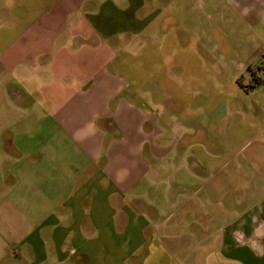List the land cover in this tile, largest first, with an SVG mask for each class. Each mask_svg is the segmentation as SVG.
Returning a JSON list of instances; mask_svg holds the SVG:
<instances>
[{"label": "crops", "instance_id": "1", "mask_svg": "<svg viewBox=\"0 0 264 264\" xmlns=\"http://www.w3.org/2000/svg\"><path fill=\"white\" fill-rule=\"evenodd\" d=\"M178 1L0 0V264H182L194 244L212 243L224 258L264 264V124L217 108L203 116L213 124L174 138L171 119L134 105L116 71L125 37L143 50L149 20L171 21ZM198 2L215 28L229 26L220 47L227 39L261 56L264 0ZM257 62L250 91L264 86ZM241 135L251 141L237 149ZM248 145L255 170L240 175ZM225 177L229 192L210 187ZM201 179L193 196H206L193 210L188 187Z\"/></svg>", "mask_w": 264, "mask_h": 264}, {"label": "rangeland", "instance_id": "2", "mask_svg": "<svg viewBox=\"0 0 264 264\" xmlns=\"http://www.w3.org/2000/svg\"><path fill=\"white\" fill-rule=\"evenodd\" d=\"M176 5V13L171 16V21L168 16L149 20L141 36L144 40L143 50H132V42L134 38L137 39V35L135 37L131 33L125 37V40L128 38L129 50L121 52L122 55L118 51L122 66L116 68V71L123 77L120 79L126 83L125 94L127 93L130 101L152 113L157 119H164L165 122L171 119L170 122L178 128L174 138L183 137L186 131L195 130L196 126L205 128L213 124L211 117L203 116L204 113L207 114L217 108L230 112L232 116L229 118L230 122L243 123L256 118L254 125L264 124V116L258 112V108L264 110V86L254 91L248 88V93L243 88L255 85L247 78L250 73L248 67L257 64L259 58L264 61V46L257 45L263 48L258 58L253 55L255 53L253 49L233 50V45L227 43L226 33V44L220 47L221 38L218 37V32H228L229 26L223 27L220 22L218 29L215 28L218 25L217 18L213 13L206 16L209 10L204 8L203 12L200 8L202 4L198 0H180ZM199 40L206 44L205 50L199 43L197 44ZM164 132H167V128ZM242 135L232 140L237 149L240 148L238 143H243V139L251 141L250 135L244 136L243 139ZM254 149V145L244 148L240 157L241 165L238 171L241 172L240 175L244 171L255 170L249 156ZM257 167L259 168V165ZM261 170L262 172L258 173L260 179L256 181L258 189H264V171ZM228 175L229 171H225L224 176ZM233 181L226 177L224 180H213L210 187L214 186L219 192H229L230 186L233 187L231 185ZM202 184H205L204 179L194 181L191 187H188L193 204H196L193 210L202 205L201 200L206 196L203 195L205 190L193 196V191L196 189L200 191ZM249 184L250 180L239 178L236 186L243 189L249 187ZM235 196L232 197L230 194L233 199ZM226 197L228 198L227 195ZM210 205L206 202L204 206L207 208ZM197 225L196 223L192 226V235L196 236L195 240H201L204 228ZM207 229L206 234H216V229L210 227ZM197 245L200 244H194L196 248H193L196 257L179 259L182 264H250L245 257L240 260L224 258L217 252L214 243L208 244V247L206 244L205 248L201 245L200 250Z\"/></svg>", "mask_w": 264, "mask_h": 264}, {"label": "trees", "instance_id": "3", "mask_svg": "<svg viewBox=\"0 0 264 264\" xmlns=\"http://www.w3.org/2000/svg\"><path fill=\"white\" fill-rule=\"evenodd\" d=\"M253 83H254L255 85H257V84L259 83V81L253 79ZM238 84L240 85V87H242V86H241V83H240L239 81H238ZM252 87H253V86H247V87H243V88H244L245 90H247L248 88L251 89Z\"/></svg>", "mask_w": 264, "mask_h": 264}]
</instances>
